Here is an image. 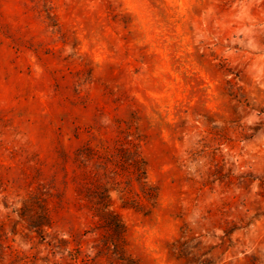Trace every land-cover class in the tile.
I'll use <instances>...</instances> for the list:
<instances>
[{"label": "rangeland", "instance_id": "1", "mask_svg": "<svg viewBox=\"0 0 264 264\" xmlns=\"http://www.w3.org/2000/svg\"><path fill=\"white\" fill-rule=\"evenodd\" d=\"M0 264H264V0H0Z\"/></svg>", "mask_w": 264, "mask_h": 264}, {"label": "trees", "instance_id": "2", "mask_svg": "<svg viewBox=\"0 0 264 264\" xmlns=\"http://www.w3.org/2000/svg\"><path fill=\"white\" fill-rule=\"evenodd\" d=\"M118 226H119V223H118ZM120 228H121V225H120Z\"/></svg>", "mask_w": 264, "mask_h": 264}]
</instances>
